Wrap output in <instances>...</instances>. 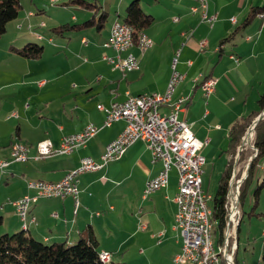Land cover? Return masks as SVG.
Returning <instances> with one entry per match:
<instances>
[{
  "label": "crops",
  "instance_id": "1",
  "mask_svg": "<svg viewBox=\"0 0 264 264\" xmlns=\"http://www.w3.org/2000/svg\"><path fill=\"white\" fill-rule=\"evenodd\" d=\"M132 1L21 0L19 16L0 36V159L11 161L0 169V233L24 227L13 200L35 193L28 189L29 179L58 181L84 156L101 160L106 145L126 122L119 119L103 126L105 112L97 105L124 100L129 94L164 92L178 52L176 67L186 76L171 104L160 110L168 114L178 97L189 96L179 118L191 125L197 137L208 139L202 185L209 193L210 183H217L214 193H209L211 206L231 159L233 125L264 108L259 102L264 93V16H251L264 0H209L208 12L217 16L213 24L204 20L201 10L191 9L195 0H136L149 18L141 29L153 46L143 51L136 44L123 51V56L132 53L139 62L138 68L123 72L103 58L116 55L104 43L119 19H111L110 10L123 12L124 21ZM65 24L71 27L52 30ZM203 39L206 46L201 45ZM32 41L43 45L39 56L17 52ZM209 76L217 78V84L206 96L200 82ZM88 123L100 130L85 145L67 154L53 150L37 156L38 141L49 138L58 145L63 135L79 132ZM18 141L30 145L25 161L12 158ZM162 168V160L152 161L146 142L137 140L120 158L79 176L77 212L69 195L34 202L29 232L45 242L73 243L92 230L98 248L109 250L115 264H123L128 254L140 258L138 264H172L183 244L175 225L176 168H171L167 186L143 195L147 180Z\"/></svg>",
  "mask_w": 264,
  "mask_h": 264
},
{
  "label": "built area",
  "instance_id": "2",
  "mask_svg": "<svg viewBox=\"0 0 264 264\" xmlns=\"http://www.w3.org/2000/svg\"><path fill=\"white\" fill-rule=\"evenodd\" d=\"M195 1L197 4L193 5L191 9L193 11L201 10L204 20L213 24L217 16L209 14V0ZM261 14L264 16V12ZM133 31L130 24L116 19L112 23L110 35L104 43L105 46L112 47L116 51V55L104 54L103 58L112 64L113 68L123 72L139 67L137 57L132 53L123 56V51L136 44L143 51L146 47L153 46V40L143 30H140L136 40ZM201 45L206 46L207 40H201ZM178 54L179 52L173 60L172 74L164 92L129 94L124 100H113L109 105L102 103L97 105L100 110L105 112L103 126H110L119 119H124L126 122L122 132L106 145L100 161L91 156H84L78 166L67 171L58 181L45 179H29L27 181L28 189L34 190L35 193H26L13 200L16 212L24 227H28L31 205L40 197L72 196L77 212L80 205L79 176L85 172L101 169L109 161L123 156L135 141L144 140L151 150L152 161L162 160L163 162V168L158 174L147 180L143 190L144 196L168 185L172 167H175L178 173L175 225L181 230L183 244L172 264H236L238 228L242 218L239 195L241 182L244 178H237L236 173L230 176L225 201L226 224L224 232L219 240H210L207 235V227L209 219H212L213 215L212 207L209 204L211 195L205 191L202 185L206 163L203 148L208 139L197 137L191 125L179 118V111L186 104L189 96L178 97L172 103V110L168 114H164L160 110L161 106L171 104L176 87L186 76L176 67ZM233 58L239 61V58L234 55ZM189 63L192 62L189 61ZM200 84L206 96H209L215 91L217 78L205 77L201 79ZM99 130V126L88 123L79 132L63 135L58 145H55L51 139L44 138L38 141L36 148L37 151L60 150V154L71 153L85 145ZM28 147H30L28 143L18 141V154L15 160H27L29 158ZM10 162L0 159V169L3 170ZM234 170L236 171V169ZM100 259L108 264L112 259V253L108 250H101Z\"/></svg>",
  "mask_w": 264,
  "mask_h": 264
},
{
  "label": "trees",
  "instance_id": "3",
  "mask_svg": "<svg viewBox=\"0 0 264 264\" xmlns=\"http://www.w3.org/2000/svg\"><path fill=\"white\" fill-rule=\"evenodd\" d=\"M21 8V0H0V36L5 32L8 22L19 16ZM126 11L127 14L124 21L133 27L134 38L136 40L140 30H142V25L148 22L149 18L143 13L142 8L136 0L127 6ZM253 12L251 16L263 13L264 5L257 6V8L254 7ZM65 26L71 27L70 24H65L57 28H52V30L56 32ZM16 50L24 56L37 57L43 51V45L32 41L26 43L21 48H16ZM259 102L261 107H264V93L261 95ZM259 113H252L249 116L238 119L231 129V159L220 179L211 202L213 210L211 222L214 240H217V238L219 240L222 237L226 224L225 201L228 192L229 173L233 168L235 153L242 143L247 128ZM254 144L257 147V154L250 160L248 172L241 184L240 205L242 208V217L244 215L243 199L247 185L254 175V171L259 164V159L264 156V117L257 126ZM262 186H264V178L259 183V187L255 192L256 195ZM100 252L101 249L98 248L97 237L92 230L87 237H82L73 243L66 241L45 242L32 235L28 227H22V229L12 233H0V264H106L100 259ZM108 264L115 263L111 259Z\"/></svg>",
  "mask_w": 264,
  "mask_h": 264
},
{
  "label": "rangeland",
  "instance_id": "4",
  "mask_svg": "<svg viewBox=\"0 0 264 264\" xmlns=\"http://www.w3.org/2000/svg\"><path fill=\"white\" fill-rule=\"evenodd\" d=\"M50 10L51 8L50 6H48L47 13H50ZM73 12L76 13L79 11L77 9H74ZM110 15L111 19L117 17L122 20L124 18L123 12L118 15L115 9L110 10ZM44 32V35H46V33H48V30L45 29ZM43 43L45 44V46L48 45L45 39L43 40ZM47 57L48 56L45 55L44 58ZM250 132H253V136L251 138L252 146L245 142L243 149H241L240 151L237 150L234 156L233 168L229 173V178L233 173H236V177L239 179L244 178L246 175L245 171L248 172V162L257 154V150H255L256 145L254 144L257 127L255 131L254 129H251ZM246 136L247 134L245 135V140L247 139ZM234 169H236V171ZM263 178L264 156L259 159V164L254 171L253 177H251L247 185L246 193L243 199L244 215L243 217L241 215L242 218L238 228V249L235 252L236 264H264V186L259 188L257 195L255 194L256 190L259 187V183L263 180ZM216 185V182L210 183L209 193H214ZM204 186L207 187V183H204ZM241 189L242 186H240V193ZM240 209L242 213V208L240 207ZM1 230L2 229H0V231ZM119 262L120 261H118V263ZM139 262L140 258H136V256L128 254L126 260H123L122 263L138 264Z\"/></svg>",
  "mask_w": 264,
  "mask_h": 264
},
{
  "label": "bare ground",
  "instance_id": "5",
  "mask_svg": "<svg viewBox=\"0 0 264 264\" xmlns=\"http://www.w3.org/2000/svg\"><path fill=\"white\" fill-rule=\"evenodd\" d=\"M148 48L150 47H146L144 50H147ZM251 131V130H250ZM248 132L247 133V139H246V143L247 144H250L252 146V143H251V138L253 136V132ZM49 139V138H48ZM29 149L30 147H28V152H29ZM37 149V148H36ZM53 152V150H49L47 152H44V151H37V156L38 157H41V156H45V155H49ZM57 153H60V150H56ZM18 154V143L15 144V146L13 147V150H12V158L15 160L16 158V155ZM29 154V153H28ZM8 161V160H6ZM207 235L209 237L210 240H214L213 238V234H212V222H211V219H209V225L207 227Z\"/></svg>",
  "mask_w": 264,
  "mask_h": 264
},
{
  "label": "water",
  "instance_id": "6",
  "mask_svg": "<svg viewBox=\"0 0 264 264\" xmlns=\"http://www.w3.org/2000/svg\"><path fill=\"white\" fill-rule=\"evenodd\" d=\"M264 117V108L263 110L252 120L251 124L249 125V127L247 128L246 132H245V135L247 134V132H249L251 129H256V127L258 126L259 122L263 119ZM245 135L243 136V139H242V143L241 145L239 146V151L241 149H243V146L245 145ZM246 176V175H245ZM245 178V177H244Z\"/></svg>",
  "mask_w": 264,
  "mask_h": 264
}]
</instances>
